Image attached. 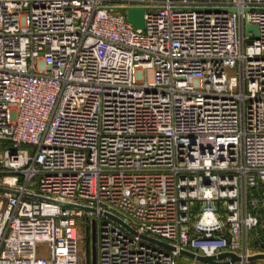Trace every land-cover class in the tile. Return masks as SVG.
Listing matches in <instances>:
<instances>
[{"label": "built area", "instance_id": "built-area-1", "mask_svg": "<svg viewBox=\"0 0 264 264\" xmlns=\"http://www.w3.org/2000/svg\"><path fill=\"white\" fill-rule=\"evenodd\" d=\"M0 140V264H264V0H0Z\"/></svg>", "mask_w": 264, "mask_h": 264}, {"label": "water", "instance_id": "water-1", "mask_svg": "<svg viewBox=\"0 0 264 264\" xmlns=\"http://www.w3.org/2000/svg\"><path fill=\"white\" fill-rule=\"evenodd\" d=\"M127 17L128 20L133 24L134 27H142L143 26V8L142 7H128L127 8ZM247 29H253L256 33L257 27L253 24H247L246 25ZM9 190L14 191L12 188H7ZM28 194V193H27ZM39 196V195H36ZM40 197V196H39ZM66 204L82 207L85 210H91L94 211L95 209L93 207L87 206V205H82V204H76L72 202H66ZM105 214L109 215L116 221L120 222L123 224L128 230H130L133 233H136V229H134L131 225H129L127 222H125L123 219L118 217L117 215L109 212H104ZM139 235L142 238H145L147 240H150L152 242H155L161 246H164L168 249H174V246L167 241H164L162 239H158L156 237L144 234V233H139ZM180 252L184 255H187L191 258L197 259L203 263H209V264H230L236 260L240 259V256L237 255L234 252L231 251H220L216 254H200L196 253L193 251H190L188 249H180ZM228 257V258H227ZM247 259L249 260H255V259H264V251L261 252H255L250 255H248ZM91 264H96V247H95V226L94 222H91Z\"/></svg>", "mask_w": 264, "mask_h": 264}, {"label": "rangeland", "instance_id": "rangeland-1", "mask_svg": "<svg viewBox=\"0 0 264 264\" xmlns=\"http://www.w3.org/2000/svg\"><path fill=\"white\" fill-rule=\"evenodd\" d=\"M151 71H148V77H151ZM10 145V142L0 140V154L3 150ZM3 173H0V178ZM264 188V187H263ZM253 188H249V192L253 191ZM260 221L250 232V246L251 250H264V207L259 208ZM88 220L87 214L83 213L77 217V225L79 230V264H87L86 258L91 264V225L87 228L86 221ZM43 246V245H41ZM181 263L192 262L194 264H203V262L191 258L181 253L179 257Z\"/></svg>", "mask_w": 264, "mask_h": 264}, {"label": "trees", "instance_id": "trees-1", "mask_svg": "<svg viewBox=\"0 0 264 264\" xmlns=\"http://www.w3.org/2000/svg\"><path fill=\"white\" fill-rule=\"evenodd\" d=\"M86 224H87V228L91 225V222L89 221V219L86 221ZM90 224V225H89ZM86 260H87V264H89V260H88V258H86Z\"/></svg>", "mask_w": 264, "mask_h": 264}]
</instances>
